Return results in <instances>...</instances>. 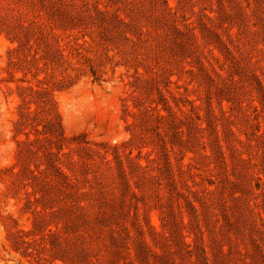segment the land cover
<instances>
[{
  "label": "rangeland",
  "instance_id": "obj_1",
  "mask_svg": "<svg viewBox=\"0 0 264 264\" xmlns=\"http://www.w3.org/2000/svg\"><path fill=\"white\" fill-rule=\"evenodd\" d=\"M0 264H264V0H0Z\"/></svg>",
  "mask_w": 264,
  "mask_h": 264
}]
</instances>
